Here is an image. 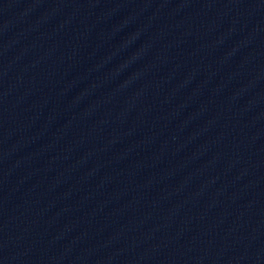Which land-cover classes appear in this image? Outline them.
I'll return each mask as SVG.
<instances>
[{
  "label": "water",
  "instance_id": "obj_1",
  "mask_svg": "<svg viewBox=\"0 0 264 264\" xmlns=\"http://www.w3.org/2000/svg\"><path fill=\"white\" fill-rule=\"evenodd\" d=\"M0 264H264V0H0Z\"/></svg>",
  "mask_w": 264,
  "mask_h": 264
}]
</instances>
